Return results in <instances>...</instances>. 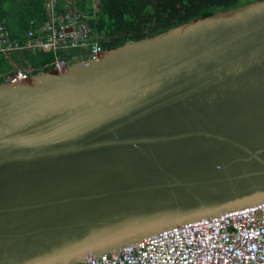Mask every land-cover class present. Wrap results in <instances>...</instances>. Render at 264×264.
Instances as JSON below:
<instances>
[{
  "label": "water",
  "instance_id": "water-1",
  "mask_svg": "<svg viewBox=\"0 0 264 264\" xmlns=\"http://www.w3.org/2000/svg\"><path fill=\"white\" fill-rule=\"evenodd\" d=\"M0 83V264H84L264 207V0Z\"/></svg>",
  "mask_w": 264,
  "mask_h": 264
},
{
  "label": "built area",
  "instance_id": "built-area-1",
  "mask_svg": "<svg viewBox=\"0 0 264 264\" xmlns=\"http://www.w3.org/2000/svg\"><path fill=\"white\" fill-rule=\"evenodd\" d=\"M92 12L76 0H46L47 21L28 33L24 46L14 43L0 27V55L16 50L54 52L58 65L87 53L103 51L90 21L100 0H89ZM11 69L7 80L35 68ZM84 264H264V207L177 229Z\"/></svg>",
  "mask_w": 264,
  "mask_h": 264
},
{
  "label": "trees",
  "instance_id": "trees-1",
  "mask_svg": "<svg viewBox=\"0 0 264 264\" xmlns=\"http://www.w3.org/2000/svg\"><path fill=\"white\" fill-rule=\"evenodd\" d=\"M257 1L263 0H249L247 4ZM247 4H242L241 0H100L90 25L107 50ZM75 6L88 12L93 9L89 0H76ZM46 21V0H0V26L5 27L10 39L14 43L18 41L19 46L25 45L26 34L39 30ZM90 57V53L80 55L71 58L70 63ZM55 59L54 52L25 48L14 50L8 57L1 54L0 83L7 81L11 69H17L14 63L20 68L32 66L33 74H38L54 69Z\"/></svg>",
  "mask_w": 264,
  "mask_h": 264
},
{
  "label": "rangeland",
  "instance_id": "rangeland-1",
  "mask_svg": "<svg viewBox=\"0 0 264 264\" xmlns=\"http://www.w3.org/2000/svg\"><path fill=\"white\" fill-rule=\"evenodd\" d=\"M249 2V0H241L242 4H247Z\"/></svg>",
  "mask_w": 264,
  "mask_h": 264
},
{
  "label": "crops",
  "instance_id": "crops-1",
  "mask_svg": "<svg viewBox=\"0 0 264 264\" xmlns=\"http://www.w3.org/2000/svg\"><path fill=\"white\" fill-rule=\"evenodd\" d=\"M0 27H2V26H0ZM28 39V34H26V40ZM16 41V40H15ZM18 41H16V43H17ZM17 44H19V43H17ZM26 44V43H25ZM21 45V44H20Z\"/></svg>",
  "mask_w": 264,
  "mask_h": 264
}]
</instances>
